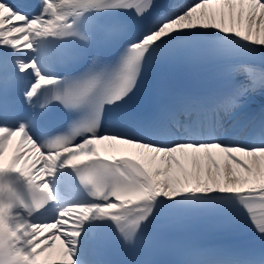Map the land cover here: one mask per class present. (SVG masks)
I'll return each mask as SVG.
<instances>
[{"label":"snow or ice","instance_id":"obj_1","mask_svg":"<svg viewBox=\"0 0 264 264\" xmlns=\"http://www.w3.org/2000/svg\"><path fill=\"white\" fill-rule=\"evenodd\" d=\"M257 97L264 0H0V264H264Z\"/></svg>","mask_w":264,"mask_h":264}]
</instances>
